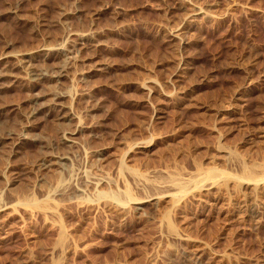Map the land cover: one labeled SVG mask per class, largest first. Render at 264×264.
Listing matches in <instances>:
<instances>
[{"label": "rangeland", "instance_id": "1", "mask_svg": "<svg viewBox=\"0 0 264 264\" xmlns=\"http://www.w3.org/2000/svg\"><path fill=\"white\" fill-rule=\"evenodd\" d=\"M70 43L74 143L0 80V264H264V0H0V56Z\"/></svg>", "mask_w": 264, "mask_h": 264}, {"label": "bare ground", "instance_id": "2", "mask_svg": "<svg viewBox=\"0 0 264 264\" xmlns=\"http://www.w3.org/2000/svg\"><path fill=\"white\" fill-rule=\"evenodd\" d=\"M69 33V32H68ZM73 34V33H72ZM70 37V36H69ZM68 39V37L66 38V40ZM71 40V39H69ZM68 41V40H67ZM76 41V40H74ZM76 44V42H74ZM63 42V41H61ZM66 42V41H65ZM68 43V42H67ZM59 45H61L59 42H58ZM57 44V45H58ZM71 44V43H70ZM56 45V44H55ZM44 46L41 48V51L45 54V58H52L51 55L52 53H57L58 55V58L55 62H51V63H48L47 61H42L41 63L39 64H36L34 63L33 61V58H32V51L30 52H27L24 50V52H18L16 51V53H13V54H10L8 55L9 53H4V54H1L0 56V80L6 76L8 77H14L12 74L14 73H11V70H14V69H17V71H19L21 74H22V78L23 80L25 79L27 82L31 83L30 85H38L41 84L44 82V81H48L50 82V84H48L47 86L49 87L47 90V92H39L38 94L34 95V97L31 99V107L29 106V110H23V113H24V118L26 119L25 121L27 123H29L30 121L33 120V118L36 117L37 114H39L40 112H43L45 110H49V108H51L52 110L53 109H57L55 111H57V114L55 116V119L53 117H51L52 120H54V124L56 125H60V130H59V133H60V137H61V142H67V143H74L73 142V137L75 136V133H76V129L77 127L75 128H70V126L68 127H63L61 125H63V123H65V121L68 122V120H75V116L70 110L69 108V105L67 104L68 102L70 101H65L67 98H68V92H67V88H66V81L68 78H69V71L72 64L74 63V52H73V46L72 44L67 47L66 49H63L61 48V46ZM66 45L63 44V46ZM69 45V44H68ZM75 49V47H74ZM55 55V54H54ZM6 57H11L13 58L15 61L12 63H10L11 61L8 62V59ZM57 57V56H56ZM76 61V60H75ZM75 66H76V63H75ZM73 68V66H72ZM4 78V79H5ZM17 78V77H16ZM8 79V78H7ZM14 79V78H12ZM11 79V80H12ZM3 81V80H1ZM14 81V80H13ZM65 81V83H64ZM0 84H2L0 82ZM3 85V84H2ZM32 87V86H31ZM47 88V87H46ZM33 96V95H32ZM31 96V97H32ZM45 96H49L48 99H44L43 98ZM42 100V101H40ZM45 101V102H44ZM70 104V103H69ZM86 104V103H85ZM30 105V104H29ZM90 108V107H89ZM88 109V108H86ZM91 110V109H90ZM87 111V110H86ZM48 112V111H46ZM44 112V113H46ZM51 112V111H49ZM54 112V111H53ZM53 112L51 114H53ZM75 112V111H74ZM88 112V111H87ZM22 113V112H21ZM56 113V112H54ZM85 113V112H84ZM50 114V115H51ZM22 115V114H21ZM42 117V114L39 115ZM44 116V115H43ZM53 116V115H52ZM38 117V116H37ZM36 117V118H37ZM49 117V116H48ZM22 118V116H21ZM45 118V117H44ZM44 118H41V119H44ZM47 118V117H46ZM74 118V119H73ZM32 119V120H31ZM48 119V118H47ZM46 121L43 120V122ZM25 122V123H26ZM24 123V122H23ZM21 124V123H20ZM79 125V124H77ZM76 125V126H77ZM73 126V125H72ZM75 126V124H74ZM78 127H82V125L78 126ZM28 128V127H27ZM31 128V127H30ZM58 128V127H57ZM34 129V128H33ZM79 130V129H78ZM79 132V131H77ZM78 134V133H77ZM12 135L11 132L5 134L3 137L0 136V145L2 144V139H7L9 138V136ZM26 135V134H25ZM13 136V135H12ZM17 136V135H16ZM23 136V135H22ZM60 137H59V140H60ZM39 138V137H38ZM33 139V138H32ZM35 140V139H34ZM22 141V140H21ZM20 142V141H19ZM41 143V142H40ZM39 143V144H40ZM4 144V142H3ZM47 144V143H46ZM61 144V143H60ZM49 145V144H48ZM64 146V144H62ZM70 144H67V146H69ZM75 145V144H73ZM42 146L41 148H43V144L40 145ZM47 146V145H46ZM57 146V145H56ZM77 146V145H75ZM3 147V146H0V148ZM58 147V146H57ZM70 147V146H69ZM40 148V147H39ZM61 148V147H60ZM76 148V147H75ZM73 149V148H72ZM70 150V149H69ZM2 151V150H1ZM59 151V150H58ZM57 151V152H58ZM50 152V150L48 151ZM46 152L44 155V157L41 159L40 163L37 165L38 167V170L39 168L40 169H44V170H47L51 167H55V168H58L59 171H64V172H67L68 173V179L72 178V180L74 179L73 177H76L77 174L79 173V169L77 168H72V170L69 169L70 164H71V158H72V155L70 156V153H67L69 151H67L65 149V151L63 153H55L53 154L52 152L51 153H48ZM55 152V151H53ZM48 153V154H47ZM40 156V155H39ZM73 159V158H72ZM36 163V162H35ZM76 166V165H75ZM74 166V167H75ZM34 167V166H33ZM35 169V168H34ZM36 170V169H35ZM43 170V172H44ZM50 170V169H49ZM52 170V169H51ZM50 170V171H51ZM57 170V169H56ZM42 171V170H41ZM48 171V170H47ZM38 172V171H37ZM36 173V172H35ZM41 172H39L40 174ZM251 173V172H250ZM37 174V173H36ZM43 174V173H42ZM43 176V175H42ZM250 176V175H249ZM38 178V177H37ZM42 178L41 180H44L43 177H39V179ZM69 180V181H70ZM71 180V182H72ZM46 181V180H45ZM68 181V182H69ZM38 182V180H37ZM43 183V182H42ZM38 184V183H37ZM76 186V185H75ZM74 190V188L72 189ZM80 190L78 188L75 187V191L74 192H79Z\"/></svg>", "mask_w": 264, "mask_h": 264}]
</instances>
